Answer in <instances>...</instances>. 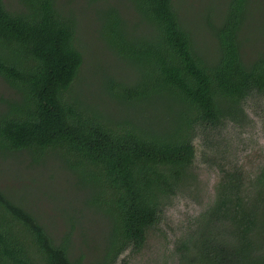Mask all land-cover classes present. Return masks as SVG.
I'll return each instance as SVG.
<instances>
[{
	"label": "trees",
	"instance_id": "16d2710c",
	"mask_svg": "<svg viewBox=\"0 0 264 264\" xmlns=\"http://www.w3.org/2000/svg\"><path fill=\"white\" fill-rule=\"evenodd\" d=\"M124 1L127 15L118 2L97 10L100 38L127 68L98 75L101 95L122 107L109 111L74 89L84 60L74 12L62 0H0V78L11 88L0 98V159L51 157L71 172L85 193L78 212L108 225L87 264L139 252L171 199L198 187L197 137L216 132L208 142L222 146L220 131L251 124L247 101L264 102V20L252 32L250 0H225L209 22L213 54L177 0ZM213 154L203 155L218 170L213 196L174 241L171 263L264 264V154L253 168ZM22 199L0 188V264H84L72 232L53 234Z\"/></svg>",
	"mask_w": 264,
	"mask_h": 264
},
{
	"label": "rangeland",
	"instance_id": "374dc122",
	"mask_svg": "<svg viewBox=\"0 0 264 264\" xmlns=\"http://www.w3.org/2000/svg\"><path fill=\"white\" fill-rule=\"evenodd\" d=\"M224 1L177 0L175 2L181 19L194 30L200 48L209 54H213L216 48L209 22L214 23L220 10L224 9ZM101 2L102 0L97 2L62 0L63 5L71 9L77 18L75 45L82 52L84 59L73 84L74 89L83 96L90 97L94 102L101 101L105 108L113 111L122 107L116 105L109 97L101 95L98 75L102 72L101 69L114 73L115 76L117 73L126 75L127 68L106 48L100 38L101 24L97 10ZM111 2H118L127 15L129 10L124 0H106L105 3ZM261 19L264 20V0H250L245 21L252 24V32ZM257 44L258 40L255 42V45ZM10 91L11 88L0 78V98L9 95ZM246 109L251 124L245 131L235 128L220 131L222 146L211 147L208 142L209 138L218 136L216 132H213L209 138L197 137L194 142L196 148L194 170L199 177L198 187L173 197L165 208L161 221L149 230L146 243L141 250L137 253H131L129 250L124 252L117 258L115 264H175L171 263L174 241L193 226L195 216L212 198L213 185L218 179L215 165L209 167L204 162L203 155L209 156L215 153L217 155L215 162L222 160L219 164L224 163L225 166L237 163L253 168L264 154V102L261 99L251 98L247 101ZM144 114L140 107L134 113L140 120L144 118ZM44 159L34 163L27 153L1 158L0 188L17 199L23 197L25 206L41 217L53 234L59 235L66 230L72 232L74 257L84 254V264H87L94 259L96 249L102 242L99 241L102 238L101 231L108 225L98 219L90 223L97 217L94 213L89 217L90 219H87L78 212L79 208H84L79 198L85 193L75 185V177H72L71 172L57 160L51 157ZM72 215L78 217L74 228L70 226Z\"/></svg>",
	"mask_w": 264,
	"mask_h": 264
}]
</instances>
